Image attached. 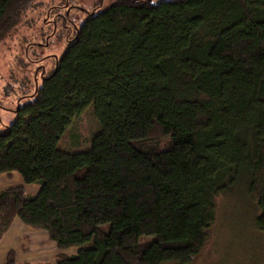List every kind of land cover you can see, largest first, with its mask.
Wrapping results in <instances>:
<instances>
[{
  "label": "trees",
  "instance_id": "16d2710c",
  "mask_svg": "<svg viewBox=\"0 0 264 264\" xmlns=\"http://www.w3.org/2000/svg\"><path fill=\"white\" fill-rule=\"evenodd\" d=\"M31 1L0 0V40ZM95 11L0 133V173L40 186L0 189V239L19 219L59 250L78 248L49 264H187L215 197L243 178L264 232V0H115ZM88 106L100 128L89 148L60 149ZM2 264H16L13 250Z\"/></svg>",
  "mask_w": 264,
  "mask_h": 264
},
{
  "label": "rangeland",
  "instance_id": "374dc122",
  "mask_svg": "<svg viewBox=\"0 0 264 264\" xmlns=\"http://www.w3.org/2000/svg\"><path fill=\"white\" fill-rule=\"evenodd\" d=\"M114 1L32 0L26 6L18 24L0 40V133L15 118L18 104L28 100L35 86H40L43 79L53 72L56 60L68 45L67 38L72 36L74 25H79L85 19L86 12L95 11L96 6L99 7L95 12L102 11ZM47 19L51 20L48 24L45 22ZM51 31L54 34L47 38ZM29 42L33 45L27 46ZM24 94L26 98H20ZM99 129L93 107L88 106L66 129L59 147L72 152L87 150L91 138ZM164 139L159 137V140ZM116 152L121 161L131 162L119 145H116ZM18 184L23 185L28 193L36 190V185L22 183L15 172L0 173V189ZM258 213L256 202L247 192L245 178L233 185L231 190L217 195L214 221L208 227L199 251L187 264H264V232L255 225ZM101 227L108 231L109 224ZM32 233L23 236L43 240L39 238L41 234ZM153 239L154 236L143 235L139 237V242L146 243ZM89 245L90 242L84 246ZM15 246L20 247L17 241ZM77 250V247H71L59 251L70 255ZM51 252L47 248L40 249L41 255H51ZM34 258L31 254L25 255L22 262L27 264ZM161 264L177 263L166 261Z\"/></svg>",
  "mask_w": 264,
  "mask_h": 264
},
{
  "label": "crops",
  "instance_id": "0c3cea01",
  "mask_svg": "<svg viewBox=\"0 0 264 264\" xmlns=\"http://www.w3.org/2000/svg\"><path fill=\"white\" fill-rule=\"evenodd\" d=\"M13 172L15 171H12L9 173H13ZM18 185H21V184H18ZM28 185H36V190L35 192H32V193L31 192L28 193L26 191L27 194H36V192L38 191L40 187L36 183L28 184ZM32 232L41 234L39 238H43V240H35L32 238L26 239L25 236H23L25 234L33 235ZM16 241H17V246H20L19 248L15 246ZM26 248H28L27 251H26ZM46 248L52 251L50 253L51 255H41L40 254V249L43 250ZM9 250H13L15 252L16 264H24L22 262V259L24 258L25 255H30V254L34 256L35 258L33 259L34 261H31L29 263L27 262V264H49L54 259V256L60 252L56 244L49 239L48 234L45 230L24 225L19 219H14L11 226L5 232L3 237L0 239V264H2Z\"/></svg>",
  "mask_w": 264,
  "mask_h": 264
},
{
  "label": "flooded vegetation",
  "instance_id": "af4514ba",
  "mask_svg": "<svg viewBox=\"0 0 264 264\" xmlns=\"http://www.w3.org/2000/svg\"><path fill=\"white\" fill-rule=\"evenodd\" d=\"M48 21H50V22H51V20H49V19H48ZM47 24H48V23H47ZM54 25H55V27H56V24H55V22H54ZM52 34H54V31H53V32L51 31V32H50V33L47 35V38H49V37H50Z\"/></svg>",
  "mask_w": 264,
  "mask_h": 264
}]
</instances>
